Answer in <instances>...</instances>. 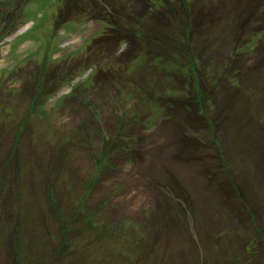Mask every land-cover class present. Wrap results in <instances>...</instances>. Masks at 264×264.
Returning <instances> with one entry per match:
<instances>
[{
	"label": "rangeland",
	"instance_id": "1",
	"mask_svg": "<svg viewBox=\"0 0 264 264\" xmlns=\"http://www.w3.org/2000/svg\"><path fill=\"white\" fill-rule=\"evenodd\" d=\"M0 264H264V0H0Z\"/></svg>",
	"mask_w": 264,
	"mask_h": 264
},
{
	"label": "trees",
	"instance_id": "2",
	"mask_svg": "<svg viewBox=\"0 0 264 264\" xmlns=\"http://www.w3.org/2000/svg\"><path fill=\"white\" fill-rule=\"evenodd\" d=\"M121 134V133H120ZM121 136V135H120ZM120 136L118 137V139H120ZM106 160L105 159H100L97 161V165L95 166V171L93 173V179L92 180H96L99 178L100 174L103 172V170L105 169V166H107L106 164ZM93 183V181L91 182V184ZM52 185V184H51ZM72 216V214H71ZM254 240H252L253 242Z\"/></svg>",
	"mask_w": 264,
	"mask_h": 264
}]
</instances>
